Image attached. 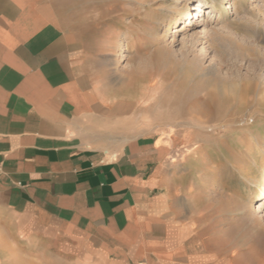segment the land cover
Masks as SVG:
<instances>
[{"label":"crops","instance_id":"0c3cea01","mask_svg":"<svg viewBox=\"0 0 264 264\" xmlns=\"http://www.w3.org/2000/svg\"><path fill=\"white\" fill-rule=\"evenodd\" d=\"M73 2L0 0V264H243L198 225L196 157L101 99Z\"/></svg>","mask_w":264,"mask_h":264},{"label":"rangeland","instance_id":"374dc122","mask_svg":"<svg viewBox=\"0 0 264 264\" xmlns=\"http://www.w3.org/2000/svg\"><path fill=\"white\" fill-rule=\"evenodd\" d=\"M224 1L226 9L212 10L198 0H74L69 15L84 38L99 47L109 77L108 85L98 83L101 99L129 102L147 121L145 130L172 139L180 155L196 157L198 225L219 236L235 256L231 263L240 258L243 264H264V193L257 195L264 180V36L248 39L249 30L264 31V0ZM185 11L189 15L179 20ZM211 30L230 32L239 44L255 42L263 55L257 60L235 56L208 39ZM186 52L191 59L202 57L194 65L199 78L181 64ZM218 76L228 80L219 100L213 87ZM214 95L217 101L206 106ZM179 100L185 112L197 110L204 122L184 114ZM180 131L192 133V142L177 140Z\"/></svg>","mask_w":264,"mask_h":264},{"label":"bare ground","instance_id":"6f19581e","mask_svg":"<svg viewBox=\"0 0 264 264\" xmlns=\"http://www.w3.org/2000/svg\"><path fill=\"white\" fill-rule=\"evenodd\" d=\"M200 3H202V4H205L206 6H207V8H209V9H212V10H216L217 9V6L219 5L220 7H221V9H226L225 8V1L224 0H221V1H219V3L217 2V0H198ZM199 9V11L201 12V7H198ZM228 10V9H227ZM183 15H184V17H181L179 20H182V19H185L188 15H189V12L187 11H185V12H183ZM264 16V15H263ZM197 17V16H196ZM203 20H201V22H207L206 20H205V18L203 17L202 18ZM177 22V21H176ZM263 23V22H262ZM202 24V23H201ZM251 26V25H250ZM250 31V37L248 38V39H252V38H254V39H258V37H259V35H263L264 36V31L262 30V29H256L255 28V30H249ZM249 31H247V32H249ZM207 32V36H208V39H210V41L214 44V43H221V44H224V48H228L235 56H240L242 59H244V57L245 58H251V59H254V60H257V59H259L260 58V56H262L263 55V50H262V48L260 47V46H258L255 42L253 43H247V44H239L238 43V41L235 39V37H234V35H232V34H230V32H226V33H224V32H218V31H214V30H211V31H206ZM134 33V32H133ZM197 34V33H196ZM247 39V40H248ZM199 40H201L200 39V37H198V36H196L195 37V41H197V42H199ZM243 41V40H242ZM153 42V41H152ZM241 42V41H240ZM113 43L114 42H112V41H110V39L109 40H107V45L108 46H110V47H112L113 46ZM243 43V42H242ZM115 46V45H114ZM189 52V55H190V53H191V51L189 50L188 51ZM188 52H186V53H184L183 55H182V58L180 59L181 60V64H183V65H186V66H188L189 67V72L191 73V75L192 76H194V77H197L198 76V78H199V72H200V69L199 68H197L196 66H194L195 64H196V62H198V61H201L202 60V57H198V56H193L192 57V59L189 57V55H188ZM173 57V56H172ZM215 59H216V57H215ZM214 59V60H215ZM220 59H222V58H220ZM220 59H219V61H220ZM198 60V61H197ZM213 60V61H214ZM217 60V59H216ZM202 62V61H201ZM223 62V61H222ZM222 62H219L218 63V67H221L222 66ZM215 63V62H214ZM212 64V63H211ZM209 68V67H208ZM214 71H216V69H215V66H213V67H211ZM206 70V69H205ZM252 70V69H251ZM217 71H218V73L219 74H221L220 72V70L217 68ZM229 71V70H228ZM201 75H203V77H204V75H205V71H201ZM210 75V74H209ZM216 75V74H215ZM207 76V75H206ZM212 76V75H211ZM137 77V76H136ZM237 77V76H236ZM135 78V77H134ZM225 78H226V76H225ZM229 79V78H228ZM130 80V79H129ZM135 80V79H134ZM143 80V79H142ZM194 80V79H193ZM196 80V79H195ZM194 80V81H195ZM197 81V80H196ZM210 81H211V79H210ZM214 83H213V87L214 88H216V89H218V92L216 91V93L215 94H217V96H216V98L219 100V99H221V98H219V95H221V93H220V89H221V86H222V84H226V83H228V80H226V79H223L222 77H220V76H218V77H216V79L213 81ZM197 85L195 86V88L197 89L198 87H199V85H200V82H198V83H196ZM259 84V83H258ZM140 85V84H139ZM135 86V85H134ZM229 86V85H228ZM235 86V85H234ZM237 87V86H236ZM235 87V88H236ZM116 88V87H115ZM128 89V88H127ZM133 91V90H132ZM159 96V95H158ZM206 100H208V99H206ZM180 101H182V100H179V107L178 108H180L181 110H182V112L184 113L185 112V108H187V107H185V108H183L182 106V104H184L183 102H180ZM215 101H217L216 99H215V95H214V97L212 96L211 98H210V100H208L207 101V103H206V106H211ZM161 102V101H160ZM197 103V102H196ZM159 105V104H158ZM181 106V107H180ZM199 106V105H198ZM195 107V106H194ZM193 109V108H192ZM192 109L191 110H189V111H186L187 112V115H188V117H192V119L194 120V121H200V122H202V117L199 115V114H197L196 113V111L194 112V111H192ZM201 111H203V110H200L199 112H201ZM185 112V113H186ZM184 113V114H185ZM204 113V111L202 112V114ZM207 113V112H206ZM206 113H204V115L206 114ZM183 117L185 118L186 116L185 115H183ZM182 121V120H181ZM203 122H204V120H203ZM246 123V122H245ZM184 124V123H183ZM192 128H194V127H192ZM179 134L181 135L180 136V138H177V136L175 137L177 140H179V141H185V142H188V143H191L192 142V137H191V135H192V133L190 134L189 132H183V131H180L179 132ZM196 139V138H195ZM264 193V180L262 181V182H260V183H258L257 184V195H258V199L261 197V195ZM10 260V259H9ZM15 260H16V258H15ZM13 261V260H12ZM21 263V262H20Z\"/></svg>","mask_w":264,"mask_h":264}]
</instances>
